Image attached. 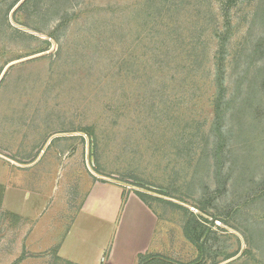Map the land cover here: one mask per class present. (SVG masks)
<instances>
[{"label": "rangeland", "instance_id": "obj_1", "mask_svg": "<svg viewBox=\"0 0 264 264\" xmlns=\"http://www.w3.org/2000/svg\"><path fill=\"white\" fill-rule=\"evenodd\" d=\"M96 181L123 188L119 218L64 213L73 261L135 244L137 202L162 258L140 264H264V0H0V246Z\"/></svg>", "mask_w": 264, "mask_h": 264}, {"label": "crops", "instance_id": "obj_2", "mask_svg": "<svg viewBox=\"0 0 264 264\" xmlns=\"http://www.w3.org/2000/svg\"><path fill=\"white\" fill-rule=\"evenodd\" d=\"M22 188L26 189V191L31 189V187ZM33 188V194H39L38 187L34 186ZM122 193L123 188L120 184L96 181L92 184L84 201L80 202L77 206V204L65 203L62 197L64 194L62 195L61 190L59 191L56 187L52 188L51 193L48 194L52 200L49 206L36 210L33 213V217H27L25 214L18 213L19 221L17 225L12 229L9 226L4 227L2 244L0 246V259L2 258L0 264H9L12 262L10 259L15 257L16 259L18 258L17 264H51L49 260H44L40 254L54 246L58 248L57 262H63L65 264H86L84 263V259L78 258L76 261H73L65 254L64 247L69 232L67 231L66 237L56 238L54 240L53 237H50L54 234L53 229H62V223L60 221L65 220L68 212H72L75 206L84 215L96 217L100 221L107 220L115 222V219L119 218L120 213V204L118 205L117 201H121ZM94 195L97 196L93 200L95 203H89ZM107 195L110 197H106ZM136 199L134 197V200ZM134 203L132 208L125 212V216L127 227L131 230L129 235H133L137 239V242H139L138 246L140 247L138 248L137 242L133 244V241L131 242L129 240L128 245H124L125 249L120 251V254L116 251H113V254H109L108 258H111L110 262L112 264H139V256L148 255L155 248V238L153 237L154 224L152 226L150 224L152 221L156 223L157 218L154 217L146 205L137 202ZM142 214L150 217V222L148 225H142L141 232H138V229H136V218L138 217L137 215L141 216ZM11 235H13V238H16L14 254H10L7 251ZM103 261L107 263L105 259Z\"/></svg>", "mask_w": 264, "mask_h": 264}, {"label": "trees", "instance_id": "obj_3", "mask_svg": "<svg viewBox=\"0 0 264 264\" xmlns=\"http://www.w3.org/2000/svg\"><path fill=\"white\" fill-rule=\"evenodd\" d=\"M90 137H92V133H87ZM138 193V192H137ZM138 195H140L139 193H138ZM0 201H1V199H0ZM192 241V240H191ZM194 242V241H193ZM196 244H197V246H198V248L200 249V250H202V247L198 244V242H196ZM57 251H58V248H55L54 250H53V254H54V256H55V260H58V258H57ZM157 258H159V259H162L160 256H150V257H147V258H144V255L143 256H139V264L141 263V261L142 262H145L146 261V259H157ZM192 264H198V263H192Z\"/></svg>", "mask_w": 264, "mask_h": 264}, {"label": "water", "instance_id": "obj_4", "mask_svg": "<svg viewBox=\"0 0 264 264\" xmlns=\"http://www.w3.org/2000/svg\"><path fill=\"white\" fill-rule=\"evenodd\" d=\"M93 162V158L91 157V163ZM118 184V183H117Z\"/></svg>", "mask_w": 264, "mask_h": 264}]
</instances>
